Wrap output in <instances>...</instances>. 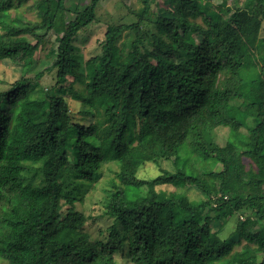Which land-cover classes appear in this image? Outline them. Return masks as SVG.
<instances>
[{"label": "trees", "instance_id": "16d2710c", "mask_svg": "<svg viewBox=\"0 0 264 264\" xmlns=\"http://www.w3.org/2000/svg\"><path fill=\"white\" fill-rule=\"evenodd\" d=\"M101 1L64 22L66 0H36L35 21L12 15L28 0H0V60L23 71L0 89V264H117V253L133 264H264L256 253H264V0H166L158 10L143 0L138 21L109 25L82 68L73 41L98 22ZM125 30L135 36L119 46ZM51 32L57 49L46 69L56 82L44 87L35 56ZM68 94L95 121H75ZM223 127L230 135L220 145ZM106 159L121 167L107 189L113 223L92 241L74 210L78 187L69 188L93 181ZM168 160L175 170L137 176L146 162ZM160 185L195 186L205 198ZM238 212L246 219L222 239Z\"/></svg>", "mask_w": 264, "mask_h": 264}, {"label": "rangeland", "instance_id": "374dc122", "mask_svg": "<svg viewBox=\"0 0 264 264\" xmlns=\"http://www.w3.org/2000/svg\"><path fill=\"white\" fill-rule=\"evenodd\" d=\"M90 0H66L67 11L64 12L65 18L64 22L69 21L74 17L75 10L79 7L84 6ZM143 0H102L98 10H97V18L98 22L92 23L87 28L81 30L74 38V44L77 47L78 60L81 63L80 66L84 67V62L101 52V42L104 40V33L107 30L109 25L116 24H132L138 21L137 13L143 7ZM214 5L222 4L227 1V5H233L235 3L242 4L245 0H211ZM36 0H28V2L22 4L17 8V11H12V15H19L24 20H37V11L34 7V3ZM151 9H160L167 8L170 5L166 2V0H151L150 1ZM19 13V14H18ZM201 21V17L198 18ZM264 26V22H262L260 27ZM151 29V31L157 32V29L151 25L150 23L143 24L142 29ZM135 32L125 30L122 33V38L119 40L118 44L121 46L122 41L128 37H134ZM262 35H264V30H262ZM55 33H50L47 35L46 43L44 47L37 52L35 58L38 63V70L45 71V74L40 79L41 85L44 87H51L56 82V70L48 71L46 68L49 67L53 61L52 52L55 53L57 49V44L55 41ZM22 69L20 66L12 65L7 61L0 60V89H6L9 87L11 83L21 78ZM37 73L33 71L29 76H34ZM76 88L79 90L84 89L83 84H75ZM67 100L69 102V107L73 114L75 121H80L82 123H88L95 121L96 114L93 115L92 107L82 101H79L77 98H74L72 95H67ZM85 111H92V114L86 113ZM237 117L241 119H245L246 115L244 112L236 111L234 113ZM230 135L229 128L223 127L219 128L216 133L215 140L220 144L224 145ZM178 137V131H172L170 133L169 138L174 141ZM246 167H249V163L251 162L249 159H245ZM161 166L157 165L153 161H148L140 168H138L137 176L143 179H153L161 174L162 168H167L171 170H175V166L172 164L170 160L161 161ZM222 164L218 163L214 167L216 171H220L222 169ZM120 164L112 159H106L101 164V171L98 176L93 180H86V184L81 182V179H77V182L71 185V189L78 187L79 193L77 195V199L74 204L65 202L64 209H70V204L74 206L75 211H79L83 214L85 219V224L81 231L84 235H87L88 238L92 241L102 238L106 234H100L102 230H105L113 223V218L105 215V206L106 203L110 199V190L112 180L117 179L118 172L120 171ZM118 180V179H117ZM119 181V180H118ZM108 189V190H107ZM158 190H165L166 192L171 191H181L185 195H187L190 199H204V195L201 193L199 189L195 186H185V187H177L173 185H160L157 186ZM68 190V191H69ZM70 192L69 198L73 197V194ZM183 212L180 210L174 211V218L182 221L184 217L182 216ZM215 214V210L211 211V215ZM155 209L149 210V220L154 217ZM246 215L242 214V212H238L234 216H232L227 223L223 224V227L219 233L222 239L228 238L231 233L237 227L238 220H245ZM236 248L240 249V246ZM230 251V247H222L221 252L227 253ZM258 259L261 260L264 257V253L257 249ZM117 264H133L129 256L125 253H117L115 255ZM2 264H10L5 260H1Z\"/></svg>", "mask_w": 264, "mask_h": 264}]
</instances>
